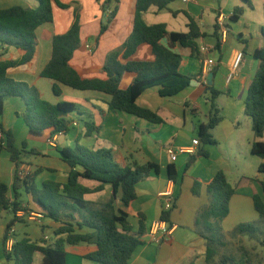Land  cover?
<instances>
[{
	"label": "crops",
	"instance_id": "1",
	"mask_svg": "<svg viewBox=\"0 0 264 264\" xmlns=\"http://www.w3.org/2000/svg\"><path fill=\"white\" fill-rule=\"evenodd\" d=\"M58 1L66 5L67 9L52 4V22L39 26L35 31L37 44L32 59L8 70L7 77L34 86L40 98L52 105L73 103L76 111L66 117L69 123L66 133L57 137H50L47 131L33 134L23 120V101L18 97L6 98L0 125L11 131L16 148L25 151L20 158L21 164L28 165L31 172L37 170L34 177L37 188H41L46 181L60 184L66 182L69 169L62 161L59 150L71 149L76 145L88 149L110 148L114 161L120 166H128L132 162L139 165L148 162L157 164V174L152 173L136 184V198L127 208L122 207L119 194L114 198V207L127 215L133 235L139 230V216L144 218L142 244L133 252L128 264H206L205 242L194 232V217L197 210L207 202L206 187L213 176L219 171L223 172L227 182L234 188L228 215L222 221L225 232L238 224L256 220L252 198H264V174L258 172L262 160L250 153L255 138L251 121L244 114L247 88L258 67L254 52L264 47V0H250V7L242 0H180L179 5L173 2L166 10L157 11L151 7L144 13L143 20L147 25L164 24L168 33H187L186 13L203 34L196 40L198 56L193 55L188 48L178 45L171 47V51L181 57L180 74L191 78L188 88L170 98H161L157 88H150L136 99L139 107L156 113L162 119L160 124L110 111L107 103L111 97L104 93L74 90L40 76L51 56L53 36L69 30L75 13L79 15L80 45L72 55L70 66L85 79H105L102 67L107 55L119 48L132 31L133 0H118L116 14L108 23L106 19L115 4L104 9L106 0ZM17 6L35 9L38 3L35 0H0V10ZM235 7H242L243 12L236 22H230L229 17ZM163 12L166 15H162ZM220 16L224 19L226 33L222 36L218 28L221 43L218 50L215 48L217 40L214 31ZM212 19L214 23L210 26ZM105 24L107 29L100 34V28ZM162 44L168 46L167 37ZM86 46H90V51ZM201 48H208L209 52L202 53ZM238 54H241V59L234 68ZM21 55L22 52L15 48H8L4 52L0 50V61L16 60ZM205 59L215 62L210 72L213 75L210 86L219 92L214 102L221 120L210 132L215 140L214 145L199 142L198 146L192 147V141L198 139V127L208 123L210 114L211 94L207 81L204 83L202 78ZM129 60H152L151 48L148 45L139 46ZM229 76L231 78L227 80ZM133 78L134 74H127L124 86ZM55 83L61 91L59 96L52 92ZM90 123L94 130L90 129L87 133L86 124ZM259 140L264 142V134ZM169 148L177 152L174 161L167 154ZM188 149L191 152H181ZM200 150L205 151L206 155H200ZM30 151L37 154L31 155ZM169 165L175 169V182L168 179ZM15 174L16 166L10 161L9 154L3 151L0 154V182L7 186L10 201L14 200L12 184ZM80 184L88 189L98 186V183L87 180H80ZM194 184H197V195L192 193ZM166 190L172 191L173 197L168 222L171 235L167 240L154 244L148 240V229L163 213L160 194ZM17 193L19 211L16 217L19 221L12 227L14 241L26 238L32 242L51 243L54 240L53 232L59 224L42 217L39 207L23 188ZM111 196L112 188L104 185L101 191L86 194L84 199L91 209L101 210ZM7 213L0 211V264H12L4 257V230L12 219V216L7 217ZM78 232L85 234L91 230L83 228ZM95 250L94 244L66 246L65 264H96L86 258ZM40 261L41 255L36 253L33 264H40Z\"/></svg>",
	"mask_w": 264,
	"mask_h": 264
},
{
	"label": "trees",
	"instance_id": "2",
	"mask_svg": "<svg viewBox=\"0 0 264 264\" xmlns=\"http://www.w3.org/2000/svg\"><path fill=\"white\" fill-rule=\"evenodd\" d=\"M38 6L35 9L11 7L0 10V50L15 48L22 52L16 60L0 61V115L3 112L6 98L18 97L25 106L23 120L30 132L41 134L49 132L50 137L68 131L67 115L76 111L73 103L61 102L52 105L40 98L39 91L25 82H17L7 77L10 69L22 66L32 59L36 48V29L53 19L52 4L60 9H67L66 5L58 0H35ZM133 26L130 35L116 50L110 52L102 67L105 79H85L70 66L73 53L80 45L79 15L74 14L73 23L69 30L62 35H55L51 41V56L40 73L41 77L53 80L69 88L79 91H97L109 95L111 100L107 107L113 112H122L145 120L153 124L162 123V119L154 112L139 107L136 99L146 90L157 88L161 98H170L190 86L191 78L179 72L181 57L171 51L173 45L188 48L198 56L199 49L196 40L203 36L196 22L186 13L187 33H168L164 24L147 25L143 15L149 8L157 11L168 9V5L180 0H133ZM248 7L250 0H242ZM118 0H106L103 7L111 9L106 23L114 18ZM243 8L235 7L229 17L230 22H236L242 15ZM175 14V13H173ZM107 29L102 25L100 34ZM215 26L214 36L217 40L215 48L220 49V41ZM264 35V26H262ZM168 38V46L162 41ZM141 45L151 48L152 60H129ZM3 54V53H2ZM254 58L258 67L252 81L247 88L244 101V114L251 121V129L255 141L251 145L250 153L262 160L258 172L264 174V142L259 139L264 134V47L255 50ZM127 74H134L133 80L124 86ZM53 84L52 92L55 96L61 94L57 84ZM210 114L208 123L200 125L197 137L203 145H214L215 140L211 130L221 120L219 110L215 105V98L219 92L209 86ZM94 130L93 124H86L87 133ZM25 146V144H24ZM6 151L16 169L21 164V156L25 152L15 146L13 134L0 125V154ZM25 154V153H24ZM36 155L35 151H30ZM62 161L68 166L67 180L64 184L46 181L41 188L34 185L37 170L27 179L19 180L15 174L12 189L14 200L7 197L8 188L0 182V211L12 214V219L4 230L3 243L5 244L10 228L19 221L16 213L19 211L17 191L23 188L31 196L41 216L59 226L54 230V240L47 244L45 241L32 242L26 238L14 242L12 251L6 252V261L12 264H33L36 253L41 255L40 264H65V247L78 244H94L96 250L86 256L96 264H128L133 252L142 244L144 235V218L139 216V230L132 234L127 215L114 207V198L120 195L123 208L136 198L135 186L150 174H157V164L148 162L139 165L135 162L128 166L118 165L113 158L110 148L88 149L76 145L74 149L59 150ZM200 155H206L200 150ZM191 160V159H190ZM168 179L175 182V169L168 166ZM80 180L98 183L94 189H88L80 184ZM104 185L112 188L110 201L102 205L101 210H93L84 199L86 194L98 192ZM197 184L192 187V193L197 195ZM264 192V183H262ZM234 194V188L227 182L223 172H217L206 187L207 202L201 206L194 217V232L205 242L206 264H264V258L255 248H247L242 240L245 237L254 242L255 246L264 247V198L253 196V205L257 219L236 225L232 230L225 232L222 221L229 212V201ZM169 212L162 213L160 219L169 222ZM83 228L90 229V233L81 234ZM246 241V240H245Z\"/></svg>",
	"mask_w": 264,
	"mask_h": 264
},
{
	"label": "built area",
	"instance_id": "3",
	"mask_svg": "<svg viewBox=\"0 0 264 264\" xmlns=\"http://www.w3.org/2000/svg\"><path fill=\"white\" fill-rule=\"evenodd\" d=\"M188 0H183V2H187ZM218 28L220 30V33L222 36L226 33V25L224 23L223 17H218L217 22ZM86 49L90 51V46H86ZM202 53H208V48H201ZM241 59V54H238L235 62H234V68L238 66V63ZM215 65L214 60L212 59H205L202 69V78L203 82L206 83L207 75L212 71L213 67ZM231 76L228 77L227 80H230ZM62 135L61 133H58L54 135L55 137ZM199 141L198 139H195L192 141V147L198 146ZM181 152H191V149L188 150H181ZM167 154L171 161H174L176 159L177 152L173 150L172 148H169L167 150ZM30 167L26 164H20L19 167L16 169V175L19 178V180H25L27 177L31 174ZM160 198L163 201V213L171 211L173 207V197H172V191L166 190L164 193L160 194ZM14 230L13 228H10L7 234V238L4 244V249L6 252L10 253L12 251V247L14 245ZM171 235V228L168 225V222L163 221L161 219L154 221L151 223L149 229H148V240L151 243L159 244L160 242L167 240Z\"/></svg>",
	"mask_w": 264,
	"mask_h": 264
},
{
	"label": "rangeland",
	"instance_id": "4",
	"mask_svg": "<svg viewBox=\"0 0 264 264\" xmlns=\"http://www.w3.org/2000/svg\"><path fill=\"white\" fill-rule=\"evenodd\" d=\"M175 5H179L178 1L175 2ZM164 14L162 15H166V12H163ZM214 23L213 19L209 22V25L212 26V24ZM71 149H74V147H71ZM257 159V158H255ZM262 177H264V175H262ZM23 193V192H21ZM22 196H24V194H22ZM12 216V214L7 213V217L10 218ZM246 240V241H245ZM245 240L243 241V244L247 247V248H255V252H258V254H260L262 256V258H264V247L261 246H255L254 242L248 240V238L245 237ZM95 263V262H94Z\"/></svg>",
	"mask_w": 264,
	"mask_h": 264
},
{
	"label": "water",
	"instance_id": "5",
	"mask_svg": "<svg viewBox=\"0 0 264 264\" xmlns=\"http://www.w3.org/2000/svg\"><path fill=\"white\" fill-rule=\"evenodd\" d=\"M212 73H209L208 77H207V84L210 86L211 85V79H212Z\"/></svg>",
	"mask_w": 264,
	"mask_h": 264
}]
</instances>
